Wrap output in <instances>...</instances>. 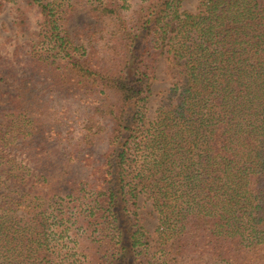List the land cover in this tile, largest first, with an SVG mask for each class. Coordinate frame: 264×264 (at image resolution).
Wrapping results in <instances>:
<instances>
[{
    "label": "trees",
    "instance_id": "obj_1",
    "mask_svg": "<svg viewBox=\"0 0 264 264\" xmlns=\"http://www.w3.org/2000/svg\"><path fill=\"white\" fill-rule=\"evenodd\" d=\"M27 2L38 40L0 53V264H264V0ZM78 9L103 26L75 40Z\"/></svg>",
    "mask_w": 264,
    "mask_h": 264
},
{
    "label": "rangeland",
    "instance_id": "obj_2",
    "mask_svg": "<svg viewBox=\"0 0 264 264\" xmlns=\"http://www.w3.org/2000/svg\"><path fill=\"white\" fill-rule=\"evenodd\" d=\"M199 0H184L182 3V10L188 12H196ZM128 13H131L137 6L136 2L130 4ZM21 13L25 18L26 24L20 26L16 23L18 14ZM41 23V15L37 9L31 6L27 0H16L15 2L3 3L0 0V53L3 56H11V53L15 47H20L19 50L25 51L29 49L37 38V32L39 31ZM103 26L102 21L91 17L85 9L76 10L69 20L67 25V31L73 39L78 40L81 37L86 36L90 31H98ZM24 48V50H23ZM6 51V52H5ZM165 60L162 59L158 64L156 70V78L152 85L151 94L148 101V113L147 118L152 120L155 115V110L158 106L160 96L162 92L169 86V80L166 77ZM0 82V95L3 94L4 98H8L13 95L14 87ZM57 104L63 103V98L60 95L56 96ZM74 106V105H73ZM103 137V135H100ZM106 149L105 141L100 139L94 143L91 148V156L94 161H99L98 157ZM76 167L75 172L77 174L87 173V167ZM14 186H9V189L14 191L11 196L17 198L23 193L21 189L16 193ZM138 216L142 226L144 227L149 241L150 251H155L154 242L157 237L156 228L158 227V213L154 209L153 202L148 193L142 191L138 195Z\"/></svg>",
    "mask_w": 264,
    "mask_h": 264
}]
</instances>
